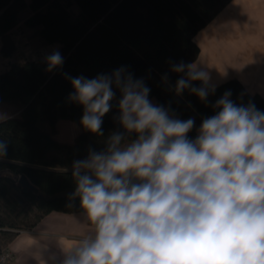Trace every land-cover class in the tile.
Masks as SVG:
<instances>
[{"label": "clouds", "instance_id": "obj_1", "mask_svg": "<svg viewBox=\"0 0 264 264\" xmlns=\"http://www.w3.org/2000/svg\"><path fill=\"white\" fill-rule=\"evenodd\" d=\"M46 62L51 71L64 58L54 50ZM170 63L177 96L187 90L207 102L214 94L201 63ZM64 75L68 100L83 108L80 124L100 137L118 91L122 131L73 162L70 199L91 229L51 254L52 264H264V111L225 91L192 139L195 118L154 103L144 78L126 66L91 79ZM6 154L0 140V158Z\"/></svg>", "mask_w": 264, "mask_h": 264}, {"label": "trees", "instance_id": "obj_2", "mask_svg": "<svg viewBox=\"0 0 264 264\" xmlns=\"http://www.w3.org/2000/svg\"><path fill=\"white\" fill-rule=\"evenodd\" d=\"M231 1L0 0L3 57L17 50L12 33L25 13L24 26L32 36L58 45L64 58L63 65L51 71L45 59L11 63L0 71V106L13 103L18 108L17 115L0 120V140L7 143V154L0 158V254L20 232L35 229L51 213H83L79 200L70 199L75 191L73 162L84 159L89 148L102 150L111 132L122 131L115 119L118 91L103 117L104 136L82 127L83 108L68 100L73 88L65 73L91 79L126 66L135 78H144L154 103L170 105L181 119L195 118L188 134L192 139L225 91H231L234 102L251 101L264 111V97L250 94L236 78L217 86L207 102L187 90L179 96L172 90L179 75L170 71V62H196V34ZM60 120L79 127L70 143L56 138ZM24 176L37 193L21 185Z\"/></svg>", "mask_w": 264, "mask_h": 264}, {"label": "crops", "instance_id": "obj_3", "mask_svg": "<svg viewBox=\"0 0 264 264\" xmlns=\"http://www.w3.org/2000/svg\"><path fill=\"white\" fill-rule=\"evenodd\" d=\"M195 41L200 48L196 62L212 84L236 78L250 94L264 97V0L231 1ZM90 229L83 213L54 212L35 229L20 232L7 248L15 264H52L51 254L60 256V247L70 249Z\"/></svg>", "mask_w": 264, "mask_h": 264}, {"label": "rangeland", "instance_id": "obj_4", "mask_svg": "<svg viewBox=\"0 0 264 264\" xmlns=\"http://www.w3.org/2000/svg\"><path fill=\"white\" fill-rule=\"evenodd\" d=\"M26 14L21 15V23L13 31V38L17 45V50L8 58L0 54V71H5L11 63H21L30 60H42L54 50H59L58 45L49 46L44 44L39 38L33 37L31 30L24 26ZM0 40V49H1ZM153 101V100H152ZM18 108L13 103L2 104L0 106V120L8 119L9 116L17 115ZM57 139L72 142L78 133L79 127L72 121L60 120L58 125Z\"/></svg>", "mask_w": 264, "mask_h": 264}, {"label": "built area", "instance_id": "obj_5", "mask_svg": "<svg viewBox=\"0 0 264 264\" xmlns=\"http://www.w3.org/2000/svg\"><path fill=\"white\" fill-rule=\"evenodd\" d=\"M0 264H15L14 256L7 247L4 248L3 253L0 254Z\"/></svg>", "mask_w": 264, "mask_h": 264}, {"label": "water", "instance_id": "obj_6", "mask_svg": "<svg viewBox=\"0 0 264 264\" xmlns=\"http://www.w3.org/2000/svg\"><path fill=\"white\" fill-rule=\"evenodd\" d=\"M21 185L35 193H37V189H35L31 184L30 182L28 181V179L24 176L22 179H21Z\"/></svg>", "mask_w": 264, "mask_h": 264}]
</instances>
